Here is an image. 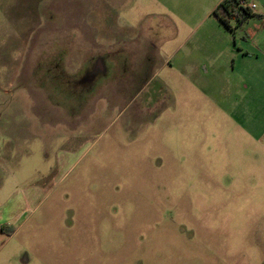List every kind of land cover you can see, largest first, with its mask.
I'll use <instances>...</instances> for the list:
<instances>
[{
    "label": "rangeland",
    "instance_id": "374dc122",
    "mask_svg": "<svg viewBox=\"0 0 264 264\" xmlns=\"http://www.w3.org/2000/svg\"><path fill=\"white\" fill-rule=\"evenodd\" d=\"M210 5L0 0V264H264V35Z\"/></svg>",
    "mask_w": 264,
    "mask_h": 264
},
{
    "label": "crops",
    "instance_id": "0c3cea01",
    "mask_svg": "<svg viewBox=\"0 0 264 264\" xmlns=\"http://www.w3.org/2000/svg\"><path fill=\"white\" fill-rule=\"evenodd\" d=\"M221 0H210L211 5H210V9L208 11V14H212V12L214 11V9L218 6V4L220 3ZM248 6H254V9L252 10V13L254 16L256 17H252L254 19H256L258 24H261L260 26V30H259V34L260 35H264V18L260 15H257L254 13V10L256 9L255 5L249 1H247ZM250 18V20L252 19ZM178 19L180 20V18L178 17ZM249 20V19H248ZM181 23V20L179 21ZM233 21H231L232 23ZM256 48L258 50H263L264 51V45L261 46V43L259 42L256 46ZM256 143H258V147L260 146V150L254 152L248 151L246 154H252L253 156L250 155V157L254 160L253 163H249L246 162L244 163V167L242 170V173H240L239 177H238V181L239 184H242L245 180L247 179V181H249L250 183H253V187H251L256 194V205H255V210H253V213L255 216L257 217H264V204L262 205V203H264V176H262V174H264V163H262L263 159H260V153L264 154V135H261L260 138L256 141ZM257 145V144H256ZM248 170V171H247ZM249 173L250 175L253 174V176L250 177H246L245 174ZM231 184V183H229ZM245 230H248L247 228L244 227ZM214 231H222V230H217V229H213ZM245 230H243V228H239V233H245ZM256 231L258 233L264 234V226H259L256 228ZM2 232H1V228H0V247L2 245L5 244V239L4 237L2 238ZM261 237V236H260ZM2 240H4L2 242ZM217 248L219 249H229V252L226 253V257L229 260L231 256H236L239 257V255H241L240 251H234L232 253V249L233 250H237L238 248L232 247V245H228L225 244V242L223 243V245L218 246ZM260 248H264V244L262 243V245L258 246V249ZM256 249V248H255ZM240 250V249H239ZM257 254L255 252H250L249 254H246L245 256H247V258L249 259V257H254ZM218 262V260H217ZM264 263V261H263Z\"/></svg>",
    "mask_w": 264,
    "mask_h": 264
},
{
    "label": "trees",
    "instance_id": "16d2710c",
    "mask_svg": "<svg viewBox=\"0 0 264 264\" xmlns=\"http://www.w3.org/2000/svg\"><path fill=\"white\" fill-rule=\"evenodd\" d=\"M212 15L228 30H231V21L236 24V27H240L254 17L247 0H221ZM1 231L4 230L1 229ZM12 231L10 234L13 233Z\"/></svg>",
    "mask_w": 264,
    "mask_h": 264
},
{
    "label": "built area",
    "instance_id": "2783aa9c",
    "mask_svg": "<svg viewBox=\"0 0 264 264\" xmlns=\"http://www.w3.org/2000/svg\"><path fill=\"white\" fill-rule=\"evenodd\" d=\"M250 9H254V6H248Z\"/></svg>",
    "mask_w": 264,
    "mask_h": 264
}]
</instances>
